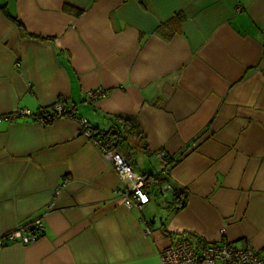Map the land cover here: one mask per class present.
Wrapping results in <instances>:
<instances>
[{"label":"crops","instance_id":"obj_1","mask_svg":"<svg viewBox=\"0 0 264 264\" xmlns=\"http://www.w3.org/2000/svg\"><path fill=\"white\" fill-rule=\"evenodd\" d=\"M2 6L48 40L21 36ZM58 100L101 131L135 117L134 171L156 176L164 151L170 193L121 206L123 184L73 120H34ZM16 110L30 116L0 121V235L45 230L0 247V264H160L181 236L264 253V0H0V117Z\"/></svg>","mask_w":264,"mask_h":264},{"label":"built area","instance_id":"obj_2","mask_svg":"<svg viewBox=\"0 0 264 264\" xmlns=\"http://www.w3.org/2000/svg\"><path fill=\"white\" fill-rule=\"evenodd\" d=\"M106 94L101 89H96L88 92L86 99L92 102ZM51 112L53 115L51 119L45 114L42 115V111L33 118L41 124H45L46 121L52 122L57 118L73 120L77 125L79 136L99 151L123 184L118 202L124 208L140 211L150 202L153 194L164 199L172 190L171 185L165 180L169 176L170 169L165 166L169 155L164 151H156L154 154L160 165L157 178L146 181L142 175L134 171L133 166L116 151L115 147L105 144L97 137L90 123L77 117L75 111L68 108L62 100L52 105ZM20 116H30V113L25 110H16L0 117V121H15ZM44 230L45 226L41 220L17 227L13 231L0 235V247L11 242H19L22 245L32 244L38 240ZM223 233L224 230L221 231V234ZM159 261L160 264H264V253L260 254L249 245L241 250L235 249L225 240L198 249L187 237L181 236L159 252Z\"/></svg>","mask_w":264,"mask_h":264},{"label":"trees","instance_id":"obj_3","mask_svg":"<svg viewBox=\"0 0 264 264\" xmlns=\"http://www.w3.org/2000/svg\"><path fill=\"white\" fill-rule=\"evenodd\" d=\"M1 9L6 14L5 6H2ZM64 11L74 16H79L81 14L79 10L74 9L70 6H64ZM8 17L15 24L21 36L37 39L40 41L48 40L47 38L46 39L40 38L28 34L24 30L21 23L16 18L11 16ZM183 20H184L183 16L179 13L173 16L171 19H169V21H167L165 26L169 27L171 33H175L179 31L180 25L183 22ZM51 107L49 109L46 108L41 110L42 115L45 114L47 118L50 119L53 118ZM110 121L112 123V126L107 130L101 131L92 126L96 136L99 137L101 140H103L105 144L112 145L113 147H115L116 151L119 154H121V156L133 166L135 160L134 156L140 150L146 152L145 139L141 132L137 119L133 116H128V115H114L110 117ZM49 123L50 122L47 121L45 122V124H49ZM173 163L174 160L169 156L165 166L169 167L170 169L173 166ZM142 176L145 178L146 181L157 178V176H152V175H142ZM165 180L169 182L168 177L165 178ZM172 205H173V211L177 212L184 207L185 201L184 199H181L179 195L178 197H175L173 199Z\"/></svg>","mask_w":264,"mask_h":264}]
</instances>
